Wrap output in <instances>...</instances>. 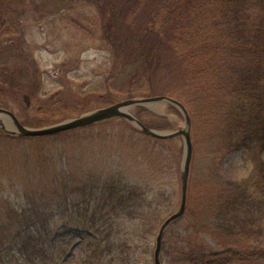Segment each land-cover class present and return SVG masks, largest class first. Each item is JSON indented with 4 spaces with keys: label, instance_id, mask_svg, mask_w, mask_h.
Here are the masks:
<instances>
[{
    "label": "trees",
    "instance_id": "trees-1",
    "mask_svg": "<svg viewBox=\"0 0 264 264\" xmlns=\"http://www.w3.org/2000/svg\"><path fill=\"white\" fill-rule=\"evenodd\" d=\"M98 1L99 29L113 51L114 70L124 69L133 58V50L126 49L129 43L147 39L154 42L150 59L154 60L152 49L157 45L185 70L186 89L180 93L157 92L152 79H146V88L127 95L135 97L140 91L142 97L164 94L183 102L192 119L194 154L203 152L208 160L203 174L190 176L186 212L193 210L197 222L183 242L178 237L173 240L174 252L169 255L174 264H264V157L260 154L264 147V0ZM156 58L161 63L149 60L145 71L162 72L161 58ZM104 100L114 102L112 92L107 91ZM169 107L173 112L177 109ZM136 109L140 119L144 113L156 117L144 106ZM22 121L42 125L35 118ZM0 134L14 140L34 139L1 130ZM239 150L248 175L224 179L218 155ZM158 174L141 173L131 179L123 169L106 171L90 176L81 189L59 190L51 200L49 194L39 192L36 199L33 193L26 194L22 203L6 201L0 214V264H39L51 242L71 229L87 237L86 256L78 264H108L106 254L125 220H137L140 235L148 238L167 217L173 199L161 189L157 193ZM201 232L210 234L221 250L214 249ZM166 237L170 239L168 231Z\"/></svg>",
    "mask_w": 264,
    "mask_h": 264
},
{
    "label": "rangeland",
    "instance_id": "rangeland-1",
    "mask_svg": "<svg viewBox=\"0 0 264 264\" xmlns=\"http://www.w3.org/2000/svg\"><path fill=\"white\" fill-rule=\"evenodd\" d=\"M98 4V0H0V106L11 108L20 119L35 118L45 126L128 99L137 88H146V79H152L157 92L168 89L176 94L186 89L185 70L171 54L156 45L154 60L150 59L154 42L149 39L129 43L126 49L133 50V58L124 69L114 70L113 51L99 29ZM157 56L162 72L145 71L149 60L159 61ZM107 91L114 102H105ZM136 93L135 98L143 95ZM151 109L156 117L148 113L141 117L151 128L169 131L185 125L180 110L173 112L168 103L152 104ZM136 110L131 112L137 116ZM106 121L55 138L14 140L0 134V214L8 200L22 203L26 194L39 192H46L51 200L67 186H84L93 174L121 169L131 179L141 173H160L155 177L156 191L161 189L173 199L167 215L176 211L181 202L184 138L158 140L133 130L122 119ZM260 154L264 157V147ZM243 158V150L222 151L216 159L220 175L228 180L246 177L249 169ZM192 161L190 176L203 174L208 164L205 154H194ZM196 222V214L188 209L169 228L162 264H174L169 255L174 252L173 240L178 237L183 242ZM138 226L137 220L124 221L106 254L108 264H155L158 230L145 238ZM71 230L51 242L39 264H78L84 259L86 234ZM201 237L221 250L210 234L201 232Z\"/></svg>",
    "mask_w": 264,
    "mask_h": 264
},
{
    "label": "water",
    "instance_id": "water-1",
    "mask_svg": "<svg viewBox=\"0 0 264 264\" xmlns=\"http://www.w3.org/2000/svg\"><path fill=\"white\" fill-rule=\"evenodd\" d=\"M28 97V96H27ZM169 103L173 104L180 110L183 114L185 125L183 127L171 129V130H159L148 127L144 122L132 113V109L136 106H145L151 109L152 104ZM30 101L28 102V105ZM152 110V109H151ZM124 118L127 122H130L134 127L141 130L144 134L159 138V139H169L178 135L184 138V154L182 167H181V202L180 207L173 214L163 221L160 225L158 233L156 235V248L154 253L155 264H162L161 252L163 246V239L166 230L171 224L179 220L185 213L188 201L189 192V179L191 173L192 160L194 155V142L192 135V119L187 107L180 102L178 99L167 96V95H157L151 97H138L130 98L122 101L115 102L105 107H100L84 114H80L75 117L60 120L56 123L33 127L27 125L21 121L17 114L11 110V108H6L0 106V130L8 133L11 136L19 137H42L58 134L61 132L90 126L95 123H100L113 118Z\"/></svg>",
    "mask_w": 264,
    "mask_h": 264
}]
</instances>
